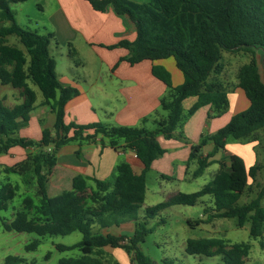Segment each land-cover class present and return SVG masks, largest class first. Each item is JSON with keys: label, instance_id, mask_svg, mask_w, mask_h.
Wrapping results in <instances>:
<instances>
[{"label": "trees", "instance_id": "obj_1", "mask_svg": "<svg viewBox=\"0 0 264 264\" xmlns=\"http://www.w3.org/2000/svg\"><path fill=\"white\" fill-rule=\"evenodd\" d=\"M26 1L0 0V22H10L0 27V84L18 90L22 98L11 108L0 99V154H6L14 146L32 151L24 160L3 167L0 173L21 176L23 183L34 189L36 200L24 197L22 206L14 211L11 219L0 217L3 231L30 233L40 238L80 233L81 240L76 244L55 245L60 252L77 249L80 255L62 258L57 264H119L112 258L105 260V247L121 249L132 263L151 264L139 249V244L152 232L147 227L148 220L171 206H194L207 196L209 202H203L202 210L205 219L195 225L234 218L237 227L249 223L250 237H260L264 229V205L261 204L264 184L255 198L242 205L237 202L264 166L255 163L246 168L243 159L235 154L218 160L213 157L225 150L229 140L244 144L256 142V145L260 142L258 132L264 128V82L255 56L264 54V0H84L97 12L111 5L116 15L127 16L134 24L135 40L113 46L127 50L125 61L132 65L171 58L181 73L182 83L172 86L169 72L163 66H152V75L166 88L159 102L161 115L153 120L152 130L101 122L64 123L65 105L78 95V90L63 87L57 79L55 61L50 55L51 35L40 34L15 22L11 5ZM237 52L251 56L237 69L231 87L240 89L249 105L244 111L233 114L226 125L214 133L201 136L199 142L190 147L186 161V168L195 165L190 174L192 178L202 175L213 164H217L216 172L199 190L178 192L164 202L145 208L140 216L146 173L166 152L158 138L180 139L187 118L203 106L209 105L211 109L207 119L218 117L227 109L231 87L226 89L216 76L220 75L223 53ZM68 55L74 59L76 53L69 49ZM33 87L42 97L39 104ZM189 97L196 100L185 110L182 103ZM38 105L47 106L54 114L52 129H43L38 140L16 137L19 121H27ZM97 138L102 146L133 151L143 167L141 174L134 175L129 164L121 162L109 179L77 175L72 179L71 190L48 196L46 186L58 150L71 142L80 146ZM208 142L213 149L203 156L202 148ZM75 155L80 157V151ZM160 177L170 179L163 174ZM18 191L17 184H0V213L7 211ZM125 222L134 223L130 236L99 233L100 229ZM38 244V240H33L24 250L34 251ZM184 252L192 256L220 255L223 264H242L249 246H228L218 238L187 239ZM24 262L19 256L8 255L0 264Z\"/></svg>", "mask_w": 264, "mask_h": 264}, {"label": "crops", "instance_id": "obj_2", "mask_svg": "<svg viewBox=\"0 0 264 264\" xmlns=\"http://www.w3.org/2000/svg\"><path fill=\"white\" fill-rule=\"evenodd\" d=\"M37 9L39 14L34 26L51 35L50 55L55 61L59 83L63 87L78 90V95L65 105L64 123L86 125L101 122L116 126L152 128L153 120L161 115L159 102L166 90L165 85L152 75V66H163L170 74L172 86H178L183 78L174 61L173 64L169 63L167 60H172L169 58L154 62L141 61L132 65L125 61L127 50L113 46L120 42H133L136 29L127 16L116 15L111 5H106L103 12H97L84 0H39ZM9 24L8 21H1L0 27ZM69 49L75 51L74 59L69 57ZM13 90L10 98L0 97L9 108L22 101L19 91ZM239 91L243 94L240 89L231 87V95L227 94L229 109L225 114L207 121L210 106H203L187 118L181 129L180 139L164 140L159 137L158 142L166 152L152 163L150 170L154 169L168 176L170 179H164L168 183L188 182L189 175L195 168L194 164L186 168L190 147L197 144L204 134H212L226 125L231 116L238 112L236 110L239 102L241 110L248 107V101L237 99ZM195 100V97L185 99L182 103L183 108L189 109ZM40 101L38 100L37 104ZM54 121L55 116L50 109L38 105L27 121H19L16 137L38 140L43 129H52ZM244 146L245 159L238 156L248 168L255 162L258 163L254 151L256 142ZM212 149V143H206L202 148V155H207ZM77 150L80 151V157L75 155ZM31 151V148L14 146L6 154H0V170L24 160ZM221 152L223 154H220ZM230 154L233 153H228L225 145V150L216 153L213 159L218 160ZM56 158V164L46 186L50 197L71 190L72 179L77 175L106 180L112 176L115 166L121 162L128 163L134 175H140L143 168L133 151L124 148L114 150L108 145L102 146L99 138L93 142H83L80 146L77 142L68 143L58 150ZM19 177L21 184L25 186L23 178ZM17 185L20 190V185ZM50 192L54 193L50 195ZM178 192H180L178 189L169 192L165 201ZM206 202H209V199ZM133 230L134 223L125 222L100 229L99 233L130 236ZM106 250L119 264H124L125 258L126 260L128 258L126 254L125 256L120 254V251L115 254L116 250L121 249L103 248V251Z\"/></svg>", "mask_w": 264, "mask_h": 264}, {"label": "rangeland", "instance_id": "obj_3", "mask_svg": "<svg viewBox=\"0 0 264 264\" xmlns=\"http://www.w3.org/2000/svg\"><path fill=\"white\" fill-rule=\"evenodd\" d=\"M37 4H39V0H29L22 5H11V9L14 12V20L19 26L30 30H36L40 34H45L43 30L34 26V21L39 14ZM250 56L251 54L246 52L223 53L220 62V75H218V77L216 76V78H219L221 82L224 83L226 89H230L232 83L235 82L237 69L244 63H247ZM255 57L258 62L262 81L264 82V54L257 53ZM167 61L173 64V60ZM175 72L180 76L176 69ZM33 88L37 93V101L41 100L42 97L39 91L35 87ZM13 92L14 90L10 86H3L0 84V97L6 96L8 99ZM228 94L231 95L230 92H228ZM238 94V100L247 102L240 91ZM228 109L229 106H227V109L221 115L225 114ZM241 109L242 107L239 102L236 111L241 112L245 110ZM210 111L211 109H209L208 113ZM206 120L208 121V119ZM150 129H154V126ZM204 135L207 136L208 134ZM258 136L260 142L256 145L254 151L257 155V162L259 164H264V128L258 132ZM226 145L228 153L240 155L245 159L246 146H244V143L229 140ZM220 154L223 153L221 152ZM216 169L217 165L209 167L202 175L195 178L189 175L190 180L188 182L178 184L173 182L168 183L160 177V173L156 172V170H149L145 176L146 199L138 211L139 215L141 216V214H143L145 208L164 202L167 194L176 189L182 193H192L199 190L211 180ZM248 182L251 183L252 181L249 179ZM3 183L20 185L18 195L8 204L7 211L0 213V217L11 219L14 211L22 206L24 197L29 196L34 198V189L25 184V186H23L20 182V177L15 174L1 173L0 184ZM263 184L264 168L259 171L256 179L249 185L247 191L240 196L237 204L242 205L255 198L260 192ZM69 188L70 185L68 189ZM52 193L54 192H50V195H52ZM34 199L36 200V198ZM207 200L208 197L205 196L194 206H171L160 211L153 219L148 220L147 227L151 228L152 232L146 235L143 243L139 244V249L149 258L151 264H223L220 255L211 257L192 256L184 252V243L187 239L200 238H218L228 246L233 244H247L249 246V252L242 264H264V229L260 237H250L249 223H245V225L240 228L237 227L236 219L234 218L218 219L208 224L199 223L195 225L197 221L205 219L202 210L204 208L203 202ZM261 204L264 205V195ZM81 237L80 233L73 232L65 236L40 238L30 233L5 232L0 226V262L8 255H16L23 258L25 262L22 264H57L58 260L62 258H75L78 257L80 253L77 249L60 252L55 249V245L61 244L70 246L78 243ZM33 240L39 241L36 250L25 251L24 246ZM118 252L125 256L122 250H116L115 254ZM103 253L106 261H109L110 258L114 259L108 250L103 251ZM47 254L48 257H45ZM124 264L136 263H132L128 258L127 260L125 258Z\"/></svg>", "mask_w": 264, "mask_h": 264}]
</instances>
